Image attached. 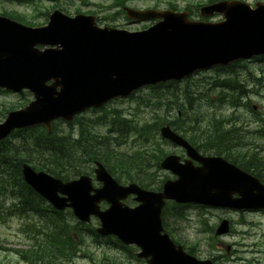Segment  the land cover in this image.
<instances>
[{
    "label": "water",
    "instance_id": "95a60500",
    "mask_svg": "<svg viewBox=\"0 0 264 264\" xmlns=\"http://www.w3.org/2000/svg\"><path fill=\"white\" fill-rule=\"evenodd\" d=\"M125 12L137 22H158L130 33L100 29L94 17L71 19L59 11L49 16L47 26L34 29L0 17V87L14 92L27 89L34 97L24 109L7 114L0 125V140L12 130L36 125L50 131L53 120L72 121L87 109L128 97L143 87L264 55V5L260 3L251 8L241 1H220L199 9L201 18L220 15L223 20L217 23L191 21L187 12L171 10ZM161 135L201 164L194 167L186 161L181 165L178 157H166L160 166L177 180L166 182L162 193L134 185L120 187L100 164L95 175L103 187L98 190L86 177L62 183L27 167L23 177L56 209L70 208L83 222L96 216L97 234L139 246L148 264H212L196 260L161 235L164 200L233 210L264 209V185L220 158L200 157L168 127L161 129ZM129 195H135L140 205L129 209L119 203ZM101 201L110 205L108 210L100 211ZM228 232L229 223L222 220L215 235Z\"/></svg>",
    "mask_w": 264,
    "mask_h": 264
},
{
    "label": "trees",
    "instance_id": "16d2710c",
    "mask_svg": "<svg viewBox=\"0 0 264 264\" xmlns=\"http://www.w3.org/2000/svg\"><path fill=\"white\" fill-rule=\"evenodd\" d=\"M109 1L111 7L120 8L128 2L138 0ZM215 1L218 0H207L206 2ZM167 7L173 10L177 8L175 4L170 3ZM198 7L199 4L187 9L195 14ZM5 15L21 23L29 24L22 14ZM233 84H238L234 78L221 81L218 99L209 102V110L215 109L219 115L215 112H206L202 115L189 117L187 110L183 109L184 104L176 100V102H172L176 107L177 114L180 112L181 116L176 114L174 119L169 121L166 115L167 121L155 119L152 120L153 122H144L141 125H136L134 122L130 125V121H126L123 117L119 118L114 113L109 125V134L104 136L95 134L92 126L81 122L82 118H77L72 124H68V126L78 124L77 131L69 130L65 135L57 133V124H54L51 136H48L45 130L40 127L15 133L12 138L0 144V213L5 207L6 198L13 200L11 197L16 194L22 195V190L28 191L25 198L22 199L23 201H29V196L32 199L30 201L32 213L38 214L43 209L41 201H38L39 199L21 180L20 165L23 162L33 165L38 170L46 171L54 177L67 180L89 172L92 162L97 160L118 180L136 182L146 189L153 188L156 183L153 172L156 168L158 169L159 162L164 156L163 144L157 138L158 129L162 124H168L186 136V131H191L192 136H188V138L191 144H195L198 149L223 156L264 183V158L251 144V138L248 137L250 130H247L248 122L243 120L242 115L236 110L242 105L241 101L247 98V94ZM161 86L152 87V90ZM184 99L188 100V96L185 95ZM189 101L192 99L190 98ZM152 106L158 109L161 107V103L157 102ZM224 108L233 109L234 112L226 117L222 111ZM169 112L170 109L165 110V113ZM202 124H205L203 130H201ZM113 133L117 134L119 142H116L117 139L111 138ZM253 133L258 134L257 131ZM130 134H136L141 142H146V147L130 154L116 151ZM17 207V205L11 204L7 209L11 212L5 210L9 214L12 212L20 214L22 208ZM184 208L185 206H175L173 212L176 211V219L183 218ZM52 214L57 218L47 220L45 222L46 229L38 231L37 234L33 231L35 238L39 237V233H42V237L38 238L40 243L35 245L29 254L28 252L23 253V257H27L33 264L40 263L43 254L50 259L57 252H66L68 247L74 243L72 239V235L75 233L74 228L79 226L68 223L66 214L69 217L71 214L69 212L66 214L53 212ZM203 224L205 232L210 234L208 245L213 248L217 241L212 235L213 229L207 225L206 220L203 221ZM198 247H200L198 242L192 243L189 252L195 253ZM220 258L213 256L216 263H219Z\"/></svg>",
    "mask_w": 264,
    "mask_h": 264
},
{
    "label": "rangeland",
    "instance_id": "374dc122",
    "mask_svg": "<svg viewBox=\"0 0 264 264\" xmlns=\"http://www.w3.org/2000/svg\"><path fill=\"white\" fill-rule=\"evenodd\" d=\"M77 0L74 7L70 5H64V2L49 1V0H32L29 2H14V1H0V16L10 13H20L25 15V20L31 24L37 23L44 25L46 17L43 14L47 10H50L54 5H62V8L68 10V16H74V8L80 10V14L94 15L99 17L102 21L97 23L98 26H109L128 32H134L143 30L142 27H149L152 23H133L124 18L123 15L115 14L118 12V8L111 7L109 0ZM207 0H138L127 3L128 8L136 10L152 9L158 5L157 9H165L167 3L177 4L178 10L182 11L184 8L196 6L198 4L206 3ZM248 4L253 5L255 2H264V0H243ZM82 2V3H81ZM51 12V11H50ZM4 13V14H3ZM88 13V14H87ZM95 13V14H89ZM195 15V14H194ZM6 16V15H5ZM198 19V17H197ZM220 16H215L211 21H220ZM249 78L250 82L247 83L246 88L250 90L251 106L256 105L260 114L264 113V59L250 61H243L237 64L231 70H210L194 75L179 83L167 85L162 88L152 90L146 88L134 94L131 98H125L110 102L105 111L92 112L88 111L82 114L81 122L87 123V125H93V132L100 136H103L108 130V122L110 117L108 113L113 110V114L119 118L125 117L129 124L136 123L141 125L144 122H153L152 120L160 119L165 120L166 109H170L172 114H177L176 107L173 102L179 101L183 103V109L187 110V116L192 117L195 115H202L206 112H212L209 110V102L216 101L218 99L221 82L229 78L241 79ZM219 77V78H218ZM218 78L217 80H215ZM214 81H217L214 83ZM203 85V86H202ZM205 85V86H204ZM208 95H204L206 94ZM188 96V100L184 99V96ZM192 101H189V99ZM31 100L29 94L22 93L21 95H15L12 93H0V121L3 120L2 116L4 110L11 106H20L25 101ZM173 101V102H172ZM157 102L161 103V107L155 109L153 104ZM172 102V104H171ZM114 109L121 111V113L114 111ZM224 115H229L231 109L224 108L222 110ZM244 116L243 120L249 122L252 121L251 115L247 109L242 108L239 110ZM216 114V113H215ZM173 115H167L168 119H172ZM113 117V116H112ZM101 123L103 125H101ZM59 130L66 132L71 130L77 131L78 124L68 126L65 124H59ZM203 130V125H201ZM256 124H252L251 128ZM251 142L259 149L260 146L264 148V137L258 135L250 136ZM139 137L136 134H130L126 141L119 147V149L128 153L138 150L140 142ZM123 141V140H122ZM140 141V140H139ZM167 152L176 151L179 154L181 152L171 146H166ZM178 154V155H179ZM264 156V152L262 153ZM161 174L168 175L167 172L162 171ZM127 203V202H126ZM129 205L131 203H128ZM173 212V210H172ZM184 215L181 219L171 217L168 213L166 215V221L168 228L173 231L174 235L180 239V244L186 246V242L191 244L195 240H200V249L197 252V256L200 259H208L209 253L214 256L224 255V251L220 250L219 242H215L214 248L209 247L208 233L203 231L204 226L201 224L203 218L206 219L208 226L215 227L220 219H227L230 221L233 234H230L220 241L226 246H231V254L222 259L219 264H250L251 260L257 262V264H264V213H239L230 210H220L213 208H199L194 205H189L183 211ZM30 218L26 217H12L0 220V264H25L14 253V250L31 249L33 247L30 234ZM95 221L91 222V225L95 228L97 225ZM41 237L42 235L39 234ZM84 252L89 253L90 257L84 259V256L79 257L78 264H123L125 261L124 253L118 252L114 249L115 245L111 239L100 240L98 244H93L90 237H85ZM81 248V250H82ZM81 253V252H80ZM78 256V255H77ZM256 262L252 264H256Z\"/></svg>",
    "mask_w": 264,
    "mask_h": 264
},
{
    "label": "flooded vegetation",
    "instance_id": "af4514ba",
    "mask_svg": "<svg viewBox=\"0 0 264 264\" xmlns=\"http://www.w3.org/2000/svg\"><path fill=\"white\" fill-rule=\"evenodd\" d=\"M138 250L132 249L130 251H127V257H126V262L124 264H146V261L142 258H138L137 256ZM256 261L251 260V263H254ZM257 264V262H256Z\"/></svg>",
    "mask_w": 264,
    "mask_h": 264
},
{
    "label": "bare ground",
    "instance_id": "6f19581e",
    "mask_svg": "<svg viewBox=\"0 0 264 264\" xmlns=\"http://www.w3.org/2000/svg\"><path fill=\"white\" fill-rule=\"evenodd\" d=\"M202 86H203V85H202ZM204 86H205V85H204ZM239 107H240V106H239ZM86 255H88V253L83 251V256L85 257Z\"/></svg>",
    "mask_w": 264,
    "mask_h": 264
}]
</instances>
